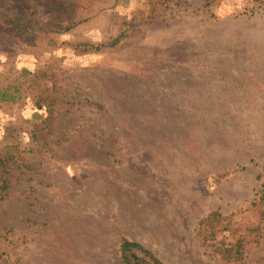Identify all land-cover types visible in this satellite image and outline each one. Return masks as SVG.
Returning a JSON list of instances; mask_svg holds the SVG:
<instances>
[{"label": "rangeland", "instance_id": "1", "mask_svg": "<svg viewBox=\"0 0 264 264\" xmlns=\"http://www.w3.org/2000/svg\"><path fill=\"white\" fill-rule=\"evenodd\" d=\"M59 1L82 20L0 35V88L19 87L0 99V264H125L122 238L161 264H264V0ZM214 209L236 235L260 221L241 260L201 245Z\"/></svg>", "mask_w": 264, "mask_h": 264}, {"label": "trees", "instance_id": "2", "mask_svg": "<svg viewBox=\"0 0 264 264\" xmlns=\"http://www.w3.org/2000/svg\"><path fill=\"white\" fill-rule=\"evenodd\" d=\"M20 3L21 0H0L1 36L4 30L9 29V32H13L16 35L20 34L25 36L31 34L35 37L37 34L45 30H61L62 28H69L82 20L81 17L76 16V4L74 2H71L70 6L63 7L65 6L64 3L59 0H34V4L29 13L23 11V4ZM36 6L38 7L36 8ZM56 8L62 11L67 8L68 10L65 16L58 18L54 14ZM115 41L116 40L113 42ZM45 71L46 70L43 68L34 72L31 79L32 82L43 83V81L39 80V78L42 74H44ZM18 91L19 87L16 85L12 86L11 92L0 88V99L3 101H15L18 98ZM39 99H37L36 103H39ZM8 159L9 158L5 154L0 153L1 195H3L5 190L9 187L10 180L7 176ZM251 205V207L255 208L256 212L258 213L260 221L264 219V184H262L261 189L259 190L257 199L253 200ZM232 217L233 212L223 214L218 209H214L210 210L197 222L196 232L200 238L201 245L203 246L204 250H208L210 253L216 254L219 259L223 260L225 263L241 260L243 257L244 243H250L252 240H254L252 236V238H250L248 233L254 231V235H256V232L260 228L259 221L256 225L247 227L244 232L238 233L236 235L238 230L232 226ZM224 230H228V233L235 238L230 241H225L223 237L219 238L218 235ZM246 235H248V239L246 238ZM119 250L121 258L125 264H137L140 261L142 262L145 259L143 256H148L149 260L154 264H161L149 250L144 248L138 242L122 238L119 245ZM136 251L143 256L137 254Z\"/></svg>", "mask_w": 264, "mask_h": 264}]
</instances>
